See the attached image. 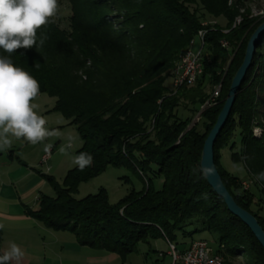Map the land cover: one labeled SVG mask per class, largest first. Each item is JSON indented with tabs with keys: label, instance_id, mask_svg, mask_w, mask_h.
Masks as SVG:
<instances>
[{
	"label": "trees",
	"instance_id": "obj_1",
	"mask_svg": "<svg viewBox=\"0 0 264 264\" xmlns=\"http://www.w3.org/2000/svg\"><path fill=\"white\" fill-rule=\"evenodd\" d=\"M247 2L106 0L105 6L122 16L119 30L106 21L104 10L86 18L75 13L69 32L52 19L37 31L36 47L12 54L0 49V56L38 81L40 94L56 99L53 111L61 113L82 140L76 155L93 157L91 166L69 170L61 182L46 175L55 195L42 194L38 208H27V215L48 230L73 234L81 246L117 254L121 264L139 252L140 244L162 238L185 250L192 241L182 249L188 244L184 239L200 231L218 235L216 248L223 246L224 264H235L240 256L247 258L246 264H264L263 247L231 214L201 168L205 141L243 64L248 42L264 23V17H251ZM207 16L224 18L226 25H203ZM238 18L242 21L234 26ZM201 30L206 31L203 74L193 87L169 89L167 79ZM222 41L231 50L223 48ZM221 82L218 104L202 112ZM181 106L186 114L180 113ZM198 115L200 120L191 127ZM224 149L233 163L243 165L258 193L245 190L243 181L223 168ZM214 152L224 185L264 229V181L256 178L264 171V34ZM109 167L132 171L142 189H132L114 204L106 189L75 197L81 184ZM193 223L201 230L186 232ZM1 236L0 230V241Z\"/></svg>",
	"mask_w": 264,
	"mask_h": 264
},
{
	"label": "crops",
	"instance_id": "obj_2",
	"mask_svg": "<svg viewBox=\"0 0 264 264\" xmlns=\"http://www.w3.org/2000/svg\"><path fill=\"white\" fill-rule=\"evenodd\" d=\"M46 114L45 119L51 115ZM52 126L58 125L49 128ZM60 138L35 145L12 138V147L0 151V223L5 225L1 230L0 254L14 242L25 253L21 264H119L117 254L81 246L73 234L48 230L26 213L27 208L36 210L40 196L47 195L48 186L51 188L46 175L62 180L70 170V152L52 146L56 142L59 144ZM47 150H53L52 157L47 164H42ZM146 246L148 252L142 256L144 260L147 261L151 253L162 259L163 264L171 263L166 239L152 241Z\"/></svg>",
	"mask_w": 264,
	"mask_h": 264
},
{
	"label": "clouds",
	"instance_id": "obj_3",
	"mask_svg": "<svg viewBox=\"0 0 264 264\" xmlns=\"http://www.w3.org/2000/svg\"><path fill=\"white\" fill-rule=\"evenodd\" d=\"M59 9V0H0V49L12 54L18 49L36 47L37 31L46 26ZM45 39L39 40L41 46ZM39 94L40 85L29 72L0 56V151L12 147V138L35 145L62 135L58 130H50L45 117L39 114V105L35 102ZM71 159L81 170L93 162V157L85 152ZM256 178L264 181V171ZM4 227L0 223V230ZM24 256L22 248L11 242L0 254V264H21Z\"/></svg>",
	"mask_w": 264,
	"mask_h": 264
},
{
	"label": "rangeland",
	"instance_id": "obj_4",
	"mask_svg": "<svg viewBox=\"0 0 264 264\" xmlns=\"http://www.w3.org/2000/svg\"><path fill=\"white\" fill-rule=\"evenodd\" d=\"M106 0H59L60 9L57 15L53 18V20L60 26L62 30L67 32L70 31V23L71 18L74 16L75 13H78L83 18L88 17L94 12H98L95 10H104L105 12V19L107 22L112 24L114 30H119L121 22L123 21L122 16L118 13L117 9L109 8L105 6ZM248 7L253 9H262L264 8V0H248L247 5ZM244 10V9H243ZM243 12V11H242ZM120 21V23H119ZM204 23L207 24H219L221 26L226 25V20L224 18H213L207 16L205 18ZM204 49V53H205ZM166 86L169 89H173V82L172 78H168L166 81ZM211 89L208 90V93ZM35 102L39 105V114L42 116H46L48 114L49 117H46L47 127L49 128L51 125H58L52 126L49 128L50 130H58L62 135L61 136H53L46 139L43 142H50L54 140H58L60 137V143L52 144L56 149L62 150L64 152L68 151L70 153V158L76 155V152L82 146V140L76 131V128L72 125H69L67 120L63 117L61 113L54 112L53 108L56 103V99L49 97L46 94H40ZM180 113L186 114L183 110L185 109L183 106L180 107ZM195 123L198 121L195 120ZM54 128V129H52ZM256 135L260 134V130H256ZM72 138L71 140L69 138ZM41 142V143H43ZM71 144L72 147H68ZM62 155H60L61 157ZM72 160V159H71ZM220 162L224 169H226L230 174L238 177L241 181H248L252 184L250 185V191L258 193V187L254 184V181L247 175V172L243 165L235 164L231 160V153L228 149H224L221 151V159ZM50 163V162H49ZM72 163V162H71ZM77 167L73 163L70 165V170ZM45 171V169L43 170ZM129 179V181H127ZM59 182L62 180L60 178L57 179ZM157 186L160 187V181L156 182ZM143 187V183L139 177H137L132 171L125 169V168H115L109 167L103 174L95 177L94 179L83 183L80 185L79 192L75 195L77 199H82L88 195H95L99 192L100 189H106L110 196L111 203H117L120 199L125 197L132 189L137 191L141 190ZM47 192H45L49 196H54L55 193L52 188L49 186L46 188ZM195 230H201V225L199 223H193L192 225H188L185 228L186 232H195ZM181 234H179V237ZM181 238V237H180ZM197 240H206L211 243L214 247L217 246L218 235L215 233H211L208 231H200L193 234L191 237H187L184 239L186 243H190L191 241ZM139 252L136 254H131L127 257L126 262L124 264H163V260L160 258L154 257L153 254L150 253V257L148 260H144L142 258L143 254L148 252V246L145 244L139 245ZM119 264L122 263L121 259H119ZM168 261V260H167ZM167 261L165 263H167ZM247 258L245 256H240L234 263L235 264H246Z\"/></svg>",
	"mask_w": 264,
	"mask_h": 264
},
{
	"label": "built area",
	"instance_id": "obj_5",
	"mask_svg": "<svg viewBox=\"0 0 264 264\" xmlns=\"http://www.w3.org/2000/svg\"><path fill=\"white\" fill-rule=\"evenodd\" d=\"M251 17H264V8L253 9ZM242 19L238 18L234 26L239 25ZM203 25H206L204 23ZM226 33L228 31H225ZM206 31L201 30L191 41L189 48L181 55L172 72L173 90L177 91L182 87H193L197 79L203 74V56L205 48ZM222 47L231 50L227 41L221 42ZM222 89V82L212 90L208 99L201 106V111L214 107L218 104ZM200 120L198 115L195 119ZM53 150H47L42 157V164H47L51 159ZM252 183L243 181L245 190L250 188ZM223 246L219 250L206 240L192 241L187 249L180 250L174 244L168 242V255L171 259L170 264H224L222 254Z\"/></svg>",
	"mask_w": 264,
	"mask_h": 264
},
{
	"label": "water",
	"instance_id": "obj_6",
	"mask_svg": "<svg viewBox=\"0 0 264 264\" xmlns=\"http://www.w3.org/2000/svg\"><path fill=\"white\" fill-rule=\"evenodd\" d=\"M263 34H264V23L256 29V31L251 36L248 42L243 64L237 71L232 81L228 97L217 119V122L205 141L203 153H202L201 168L206 175L208 183L210 184L212 189L218 194V196H220L225 201L227 208L231 212V214H233L235 217L240 219L251 230L253 235L256 237V239L264 249L263 227L260 225L258 219L255 216H253L250 212L243 209L237 204V202L235 201V199L233 198L227 187L224 185L222 177L215 164V152H214L216 141L227 124L233 106L235 104L237 94L239 93L245 81L248 70L252 66L258 42ZM194 124L195 122L191 124V127ZM209 168L211 169V171L210 172L206 171V169Z\"/></svg>",
	"mask_w": 264,
	"mask_h": 264
}]
</instances>
